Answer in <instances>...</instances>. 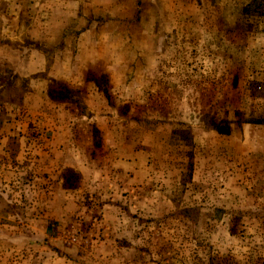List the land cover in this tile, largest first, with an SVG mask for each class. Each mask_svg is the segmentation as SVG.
<instances>
[{
  "label": "rangeland",
  "instance_id": "rangeland-1",
  "mask_svg": "<svg viewBox=\"0 0 264 264\" xmlns=\"http://www.w3.org/2000/svg\"><path fill=\"white\" fill-rule=\"evenodd\" d=\"M0 264H264V0H0Z\"/></svg>",
  "mask_w": 264,
  "mask_h": 264
},
{
  "label": "trees",
  "instance_id": "trees-1",
  "mask_svg": "<svg viewBox=\"0 0 264 264\" xmlns=\"http://www.w3.org/2000/svg\"><path fill=\"white\" fill-rule=\"evenodd\" d=\"M48 230H49V229L47 228V229H46V232H48Z\"/></svg>",
  "mask_w": 264,
  "mask_h": 264
}]
</instances>
